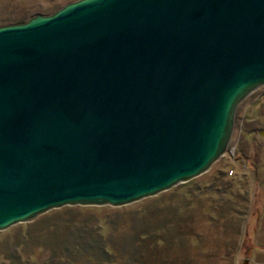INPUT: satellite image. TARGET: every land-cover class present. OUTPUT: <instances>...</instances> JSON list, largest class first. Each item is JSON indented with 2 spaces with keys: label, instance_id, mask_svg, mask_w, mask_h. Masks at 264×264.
<instances>
[{
  "label": "water",
  "instance_id": "1",
  "mask_svg": "<svg viewBox=\"0 0 264 264\" xmlns=\"http://www.w3.org/2000/svg\"><path fill=\"white\" fill-rule=\"evenodd\" d=\"M264 86V0H77L0 26V231L208 170Z\"/></svg>",
  "mask_w": 264,
  "mask_h": 264
},
{
  "label": "rangeland",
  "instance_id": "2",
  "mask_svg": "<svg viewBox=\"0 0 264 264\" xmlns=\"http://www.w3.org/2000/svg\"><path fill=\"white\" fill-rule=\"evenodd\" d=\"M67 1L0 0V26ZM0 264H264V86L237 105L227 149L206 172L123 206H63L16 223L0 231Z\"/></svg>",
  "mask_w": 264,
  "mask_h": 264
},
{
  "label": "trees",
  "instance_id": "3",
  "mask_svg": "<svg viewBox=\"0 0 264 264\" xmlns=\"http://www.w3.org/2000/svg\"><path fill=\"white\" fill-rule=\"evenodd\" d=\"M74 1H77V0H68L67 1V3L66 4H69V3H71V2H74ZM65 4V5H66ZM64 5V6H65ZM17 24H19V23H17ZM62 235L64 236V238L63 237H61V239H63L64 240V244L63 245H65L66 244V241H65V239L66 238H68L69 239V235H70V232L69 233H66V232H62ZM76 236H73L74 237V241L71 243L72 244V246H74L75 248H77L78 250H80L81 249V247L83 246V241H84V239H85V237H83V236H81V234H75ZM60 239V240H61ZM59 240V241H60ZM62 240V241H63ZM58 241V242H59ZM62 241L61 242H57V244H56V247L57 248H59V244H60V250H61V253H65L66 252V250L65 249H61L62 247H61V245H62ZM68 242V241H67ZM97 245V244H96ZM84 247V246H83Z\"/></svg>",
  "mask_w": 264,
  "mask_h": 264
},
{
  "label": "built area",
  "instance_id": "4",
  "mask_svg": "<svg viewBox=\"0 0 264 264\" xmlns=\"http://www.w3.org/2000/svg\"><path fill=\"white\" fill-rule=\"evenodd\" d=\"M223 155H224V154H223ZM223 155H222V156H223Z\"/></svg>",
  "mask_w": 264,
  "mask_h": 264
}]
</instances>
